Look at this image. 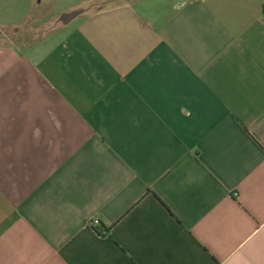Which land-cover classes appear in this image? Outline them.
<instances>
[{"label": "crops", "instance_id": "obj_1", "mask_svg": "<svg viewBox=\"0 0 264 264\" xmlns=\"http://www.w3.org/2000/svg\"><path fill=\"white\" fill-rule=\"evenodd\" d=\"M99 1L0 49V264H264V0Z\"/></svg>", "mask_w": 264, "mask_h": 264}, {"label": "rangeland", "instance_id": "obj_2", "mask_svg": "<svg viewBox=\"0 0 264 264\" xmlns=\"http://www.w3.org/2000/svg\"><path fill=\"white\" fill-rule=\"evenodd\" d=\"M29 1L32 4L37 2V0H0V49L18 48L36 42L45 36H51L62 25L66 26L72 21L63 24L61 17L72 13H65L63 6L80 0H43V3H48L46 9H40L33 5L30 13L23 18V12H25ZM113 1L115 0H100L94 8L116 5ZM11 25L14 27H9Z\"/></svg>", "mask_w": 264, "mask_h": 264}, {"label": "water", "instance_id": "obj_3", "mask_svg": "<svg viewBox=\"0 0 264 264\" xmlns=\"http://www.w3.org/2000/svg\"><path fill=\"white\" fill-rule=\"evenodd\" d=\"M83 11L77 10V11H74L72 13H69V14H66V15L62 16L61 18L63 20V24H66L67 22L73 20L74 18H76L77 16L82 14Z\"/></svg>", "mask_w": 264, "mask_h": 264}, {"label": "trees", "instance_id": "obj_4", "mask_svg": "<svg viewBox=\"0 0 264 264\" xmlns=\"http://www.w3.org/2000/svg\"><path fill=\"white\" fill-rule=\"evenodd\" d=\"M125 1V0H124ZM113 2H115V4H120V3H122L123 2V0H115V1H113Z\"/></svg>", "mask_w": 264, "mask_h": 264}, {"label": "built area", "instance_id": "obj_5", "mask_svg": "<svg viewBox=\"0 0 264 264\" xmlns=\"http://www.w3.org/2000/svg\"><path fill=\"white\" fill-rule=\"evenodd\" d=\"M96 223H97V221H94V222H93V224H96Z\"/></svg>", "mask_w": 264, "mask_h": 264}]
</instances>
